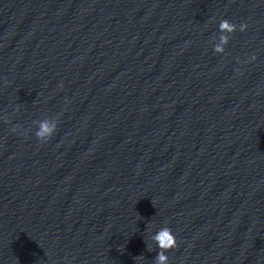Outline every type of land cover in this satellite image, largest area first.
I'll list each match as a JSON object with an SVG mask.
<instances>
[{
  "label": "clouds",
  "instance_id": "9594fccd",
  "mask_svg": "<svg viewBox=\"0 0 264 264\" xmlns=\"http://www.w3.org/2000/svg\"><path fill=\"white\" fill-rule=\"evenodd\" d=\"M220 30L221 31H228V32H235L237 30V26L228 20L224 19L220 23ZM247 25L241 24L240 31H244ZM228 38L226 36L221 37V45L227 44ZM221 45H217L214 49L215 52H223L224 49ZM57 129V125L53 123L49 126L47 121L42 122L41 130L36 133V136L39 139L44 138L45 136L51 137L52 133ZM154 240L157 241L159 246H162L165 250H171L177 247V239L172 232V229L169 227H165L161 229L154 237ZM168 256L164 254V251L158 253L156 258V264H167Z\"/></svg>",
  "mask_w": 264,
  "mask_h": 264
}]
</instances>
